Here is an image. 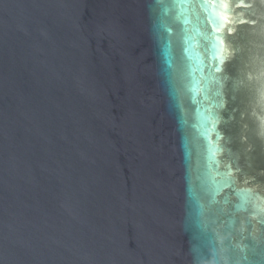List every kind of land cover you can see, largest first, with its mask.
I'll use <instances>...</instances> for the list:
<instances>
[{"label":"water","instance_id":"1","mask_svg":"<svg viewBox=\"0 0 264 264\" xmlns=\"http://www.w3.org/2000/svg\"><path fill=\"white\" fill-rule=\"evenodd\" d=\"M0 264H264V0H0Z\"/></svg>","mask_w":264,"mask_h":264}]
</instances>
